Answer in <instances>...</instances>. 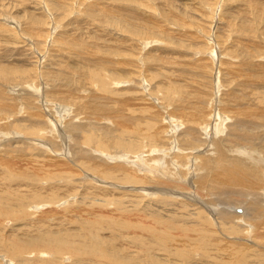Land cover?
Returning a JSON list of instances; mask_svg holds the SVG:
<instances>
[{
    "label": "rangeland",
    "instance_id": "obj_1",
    "mask_svg": "<svg viewBox=\"0 0 264 264\" xmlns=\"http://www.w3.org/2000/svg\"><path fill=\"white\" fill-rule=\"evenodd\" d=\"M143 25L154 33L133 34ZM204 46L219 52L220 107L244 114L250 112L240 107L264 108V0H0V258L24 264L23 254L11 257L14 243L56 237L65 255L47 263L29 256L33 264H147L152 252L174 264H239L231 247L251 240L249 207L264 205L260 182L251 174L250 188L222 185L221 169L202 174L191 167L176 168L177 182L163 184L148 172L151 164L168 168L164 155L176 152L163 147L170 139L162 107L185 97L186 111L195 114L187 118L206 120L203 105L213 93L200 73L211 67ZM238 72L246 78L234 79ZM245 123L244 135L262 139L252 151L256 162H247L257 170L264 165V126ZM70 124L85 130L76 134ZM176 126L178 135L189 128L168 125ZM104 127L112 132L107 140L93 137ZM181 157L180 164L188 161ZM253 248L246 260L257 264L263 248Z\"/></svg>",
    "mask_w": 264,
    "mask_h": 264
},
{
    "label": "bare ground",
    "instance_id": "obj_2",
    "mask_svg": "<svg viewBox=\"0 0 264 264\" xmlns=\"http://www.w3.org/2000/svg\"><path fill=\"white\" fill-rule=\"evenodd\" d=\"M218 3V2H217ZM216 8V7H215ZM146 9V8H145ZM218 9V8H217ZM222 9V7H221ZM223 11V10H222ZM103 13V12H102ZM125 17V16H124ZM130 19V18H129ZM136 19V18H135ZM119 20V19H118ZM9 21V20H8ZM126 21V20H125ZM121 22V21H120ZM137 22V21H136ZM124 23V21H123ZM125 24V23H124ZM127 25H131V23H127ZM129 25V26H130ZM7 26V25H6ZM155 26V25H154ZM128 27V26H127ZM146 26L143 25V28H136L133 31V34L137 35H141V36H148L149 33H152L153 31L148 29L147 27L144 28ZM5 30V29H4ZM10 30V29H9ZM52 31V30H51ZM10 32V31H8ZM157 32V31H156ZM174 32V31H173ZM211 32V31H210ZM51 33V32H50ZM154 33V32H153ZM210 34V33H209ZM50 35V34H48ZM193 35V34H192ZM51 36V35H50ZM49 36V37H50ZM197 36V35H196ZM133 38V37H132ZM152 38V37H151ZM187 38V37H186ZM169 39V38H168ZM137 40V39H136ZM167 39H164V41H166ZM145 41V42H143ZM142 45L144 43H147L148 40H143ZM162 42V41H161ZM209 43H206L208 45H212L213 43H211V41H208ZM126 43V42H125ZM219 43V42H218ZM213 45H216V43H214ZM217 46V45H216ZM100 47V46H99ZM144 47V45H143ZM83 49H85L84 47H82ZM82 48H80L82 50ZM203 48H206V50H202L203 52H201V56L203 58H207V55H209V61H210V65L211 67H208L207 71H206V66L202 69L203 66L200 67V69H202V72H200L201 70H199L201 74V76L207 75L209 80H210V86L212 88V96L207 99L203 105V107L208 110V114L206 116V120L201 121V122H196V120H191L190 118H187V116L189 114L191 115H195L191 112L186 111V107L190 104L189 100H185V97L182 98V101L179 105H175L170 109V108H166V107H162L163 109V114H165L164 112L167 111L166 113L169 115L167 120H168V125L169 127H172L176 124H182L184 126H186L185 128L188 127V129H185V131L181 132L179 135L176 133V130L178 129L175 128L173 129L174 131H172V129H170L167 125L166 128V132H168L167 137L170 139L168 142L167 146H163L165 147V150L170 153L171 151H176L172 154H165L164 156L166 157H170V160L167 161L168 164V168H158L156 169V167H154V165L152 166V164L150 165V168L148 170L149 173L156 175L155 177L162 181L163 184H169V182H177L176 178L179 174H176L175 170H177L176 168H181V170H183L185 168V170L187 168H189L188 171H191V167L196 168L195 170H204V173L209 172V171H213L214 172H218L221 169V171L226 175H227V179L224 180L222 182V185L225 184V182L227 181L228 183L232 184V187H238L239 185H244V184H248L247 183V178L249 179V177L252 176L260 182V190L264 191V165H258V169L257 170H252L248 167L247 162L248 160H252L253 163H255V159L253 158L254 155L252 152L253 150H255L258 147V143H256V141H262L261 138L256 137V139L251 138L249 136L244 135L247 127H246V123H245V119L249 118L251 119V122L253 124V128H255L256 130L261 129L264 126V115H263V109L261 106H255V105H251L252 107L249 108H243L240 107L241 109L245 110L246 112H250L249 114H244L242 112H240L239 110H237L234 106L232 105H223V107H220V102L217 100L216 98V93H218L220 91V88L222 87L221 85V81L219 80V82H216V75L218 73V67L216 66V60H218L217 58L219 57V52L217 50V48L214 46L211 48L204 46ZM207 48L208 51H207ZM110 50V49H109ZM124 50V49H122ZM80 51V50H79ZM103 51V49H102ZM112 51V50H111ZM121 51V50H120ZM146 51V50H145ZM83 52V51H82ZM119 52V50H118ZM125 52V51H124ZM117 53V52H116ZM130 53L126 52V55ZM111 55V54H110ZM118 55V54H116ZM120 55V54H119ZM125 55V54H124ZM138 55V54H137ZM197 55V54H196ZM114 56V55H113ZM123 56V55H122ZM131 56V55H130ZM129 56V57H130ZM186 56V55H185ZM188 56V55H187ZM184 57V56H183ZM193 57V55H192ZM123 58V57H122ZM189 58H191L189 56ZM207 58V59H208ZM61 60V59H60ZM142 60V56L137 58L136 61H138L139 63ZM122 61V60H121ZM146 61V60H145ZM94 62V61H93ZM109 62V61H108ZM111 63V62H110ZM168 63V62H167ZM195 63V62H193ZM107 64V62H106ZM102 65V64H101ZM105 65V63H104ZM7 66V65H6ZM100 66V65H99ZM141 66V65H140ZM103 66H100V68ZM110 67V66H109ZM257 67L259 68V65H257ZM261 67V66H260ZM29 68V67H28ZM99 68V69H100ZM141 68V67H140ZM262 68V67H261ZM16 69V68H15ZM1 70V69H0ZM107 70V69H106ZM138 70V69H137ZM142 70V69H139ZM258 70V69H257ZM17 71V69H16ZM21 71V70H20ZM25 71V70H24ZM2 72V71H1ZM0 72V73H1ZM31 72V70H29V73ZM34 72V71H33ZM32 72V74H33ZM204 72V73H203ZM3 73V72H2ZM7 75H10L9 72H6ZM11 74H14V72H10ZM36 75L39 76V74H37L36 72H34ZM139 73V71H138ZM137 74V73H136ZM183 74V73H182ZM181 74V75H182ZM34 75V74H33ZM34 75V76H36ZM135 75V73H134ZM262 76L264 77V75L262 74ZM32 77V76H31ZM30 77V79H31ZM133 77V74H132ZM135 77V76H134ZM137 77V76H136ZM193 77V76H192ZM196 77V76H195ZM242 78H246L245 74H243L242 72H238L233 78L238 80V78L241 79ZM53 78V77H52ZM56 78V76H55ZM181 78V77H180ZM194 78V77H193ZM199 78V77H198ZM231 78V77H230ZM137 79V78H136ZM199 81H202L201 79H198ZM58 81V80H57ZM61 81V80H60ZM233 81V79H232ZM68 82V81H67ZM207 82V81H206ZM199 83V82H198ZM203 81L201 82V86L203 87ZM231 84V82H229ZM8 84V83H7ZM38 84V82H37ZM36 84V85H37ZM67 84V83H66ZM181 84V83H180ZM237 84V83H235ZM240 84V83H239ZM238 84V85H239ZM51 85V83H50ZM232 85V84H231ZM34 86V85H33ZM74 86V85H73ZM209 86V85H208ZM183 87V86H181ZM188 87V84L187 86ZM36 88V87H35ZM55 88V87H54ZM263 89V88H262ZM34 90V88H33ZM48 91V88H47ZM54 91V90H53ZM202 91V89H201ZM205 91V90H203ZM209 91V90H208ZM260 91V90H259ZM186 92V91H185ZM192 91H189V93ZM263 92V91H262ZM36 93V92H35ZM38 93V92H37ZM169 93V92H168ZM210 93V91H209ZM48 94V93H47ZM173 93L170 92V95H172ZM186 93H184L185 96ZM198 94V90L197 93L194 92L192 93V95H196ZM201 94V93H200ZM206 94V93H205ZM30 95V94H29ZM36 95V94H35ZM34 95V96H35ZM45 95V94H44ZM14 97V96H13ZM36 97H39L38 95ZM35 98V97H33ZM197 98V97H196ZM23 99V98H22ZM193 99V98H192ZM2 100V99H1ZM4 100V98H3ZM14 101V100H13ZM20 101V100H19ZM38 101V100H37ZM192 101V100H191ZM21 102V101H20ZM39 102V101H38ZM41 102V101H40ZM2 102H0L1 104ZM4 104V102H3ZM8 104V103H7ZM14 105V104H13ZM17 105V104H16ZM7 107V105H5ZM9 106V105H8ZM19 106V105H18ZM34 106V105H33ZM70 106V105H69ZM77 106V105H76ZM2 107V105H1ZM22 108V106H20ZM24 107V106H23ZM8 108V107H7ZM166 108V109H165ZM5 110H7L4 107ZM3 109V110H4ZM19 109V107H18ZM68 109V108H67ZM74 109V108H73ZM170 109V110H168ZM9 110V108H8ZM22 110H26V109H22ZM21 110V111H22ZM63 110V109H62ZM100 110V108H99ZM161 110V109H160ZM30 111V110H29ZM74 111V110H73ZM76 111V110H75ZM179 111V114L177 117L176 116V112ZM252 111V112H251ZM57 112V111H56ZM62 112V111H61ZM58 112V113H61ZM69 112V111H68ZM62 114V113H61ZM120 113L122 119L127 120L125 117H123L122 114ZM68 115V114H67ZM186 115V116H184ZM15 116V115H14ZM17 116V115H16ZM34 116V115H33ZM62 116V115H61ZM64 116V113H63ZM97 116V115H96ZM39 117V116H38ZM186 117V118H185ZM15 118V117H14ZM13 118V119H14ZM56 118V117H54ZM94 118V117H93ZM9 119V118H8ZM11 119V118H10ZM129 119V118H128ZM6 120V119H5ZM103 120V119H102ZM232 122H231V121ZM97 121V120H96ZM158 121V119H157ZM160 121V120H159ZM7 121H5L6 123ZM35 122V121H34ZM59 122V121H58ZM61 122V121H60ZM120 122V121H119ZM118 122V123H119ZM131 122V121H130ZM186 122V123H185ZM4 123V122H2ZM33 123V122H32ZM116 123V126L118 127H122L124 126L123 122H120L119 124ZM125 123V122H124ZM127 123V122H126ZM129 123V122H128ZM90 124V123H89ZM105 125V124H104ZM94 127V125H92ZM127 126V125H126ZM8 127V126H7ZM107 127V126H105ZM103 129V133L102 134H94V136H96L95 138H108L109 135H112V132H110V127ZM118 127V128H119ZM3 128V127H2ZM96 128V126H95ZM70 131L77 133H81L83 130H85L84 128H82L80 125L77 124H70L69 127ZM98 129V126H97ZM131 129V128H130ZM161 129V128H160ZM101 132L102 130L99 128ZM179 130V129H178ZM3 131V130H2ZM1 132V131H0ZM94 132V131H93ZM264 134V133H261ZM260 135V134H259ZM71 136V135H70ZM69 136V137H70ZM165 136V135H164ZM66 137V136H65ZM181 137V138H180ZM255 137V136H254ZM55 138V137H53ZM112 138V137H110ZM159 138L162 139V136L158 135L156 138V141H159ZM54 140V139H53ZM90 140V139H89ZM107 140V139H106ZM164 140V139H162ZM112 140L107 141L108 146L109 144H111ZM165 141V140H164ZM172 142H175L174 144H172ZM254 142V143H253ZM161 142H159L160 144ZM155 144V143H154ZM156 145V144H155ZM163 145V144H162ZM112 146V144H111ZM113 148V147H112ZM196 148V150H195ZM240 148H242V152L240 151ZM171 150V151H170ZM193 150L197 151V152H192ZM200 150L202 152H204V154H200ZM213 151V154L210 153ZM259 151V150H258ZM261 151V150H260ZM257 152V151H256ZM255 152V153H256ZM228 153H236L238 155L235 156H240L238 159H234L233 154H232V158L229 157ZM262 153V152H261ZM206 154V155H205ZM257 154V153H256ZM182 156L186 157V160H188L187 162H183L180 164V160L179 158ZM216 157V158H212V157ZM165 157V158H166ZM263 157V155L261 156ZM182 158V157H181ZM192 158V159H191ZM260 158V157H259ZM258 158V159H259ZM264 158V157H263ZM195 161H192L194 160ZM198 160V161H197ZM257 160V159H256ZM184 161V160H183ZM192 161V162H191ZM263 162V160H262ZM194 163V164H193ZM9 164L6 166L8 167ZM100 166V165H99ZM185 166V167H184ZM189 166V167H188ZM120 167V166H119ZM175 167V168H174ZM10 168V167H9ZM122 168V167H121ZM117 169H120L117 167ZM161 169V170H160ZM121 170V169H120ZM162 171V172H161ZM166 171H168L170 174L168 176V179H166L167 177H165L164 179H160V175L156 174L157 172H161L165 173ZM194 171V170H193ZM167 173V172H166ZM180 173V172H179ZM217 175H220L218 174ZM132 174V173H131ZM216 174V173H215ZM166 175V174H165ZM164 175V176H165ZM189 175V174H188ZM222 178V176H220ZM224 177V176H223ZM163 178V177H161ZM151 180V179H150ZM223 180V178H222ZM221 180V181H222ZM146 181V180H145ZM179 182V179H178ZM183 182V181H182ZM200 182V181H199ZM161 183V184H162ZM178 184V183H177ZM198 185V184H197ZM226 185H228L226 183ZM235 185V186H234ZM230 186V185H229ZM228 186V187H229ZM224 187V186H223ZM251 187V184H248V188ZM198 189V188H197ZM264 194V193H263ZM252 205L249 207L251 209H253V218H252V222L253 225H249L250 227L253 228V230L247 232L249 233V238L251 239L246 240L248 241V243L245 242H234L235 244H233V246L231 247L233 249V251L236 253H234V255L236 256V258H238V262L239 264H250L248 263V261L246 260V255L252 250L254 249V245L256 246V251L258 250V247L263 248L261 250H258L257 252H262L261 254H264V205L261 204V201L259 202H254L251 203ZM234 208V207H233ZM5 213V212H4ZM223 214V212L221 211L220 214ZM231 213V212H230ZM89 214V213H88ZM225 214V213H224ZM219 215V214H218ZM93 216V215H92ZM223 217V216H222ZM221 217V220L224 221L223 219L228 220V222H233L235 223V221L237 222V220L242 221V223L244 224V227L248 225V223H246L244 221V218L241 217H237L235 216V221H233L232 216H224L223 218ZM244 217V216H243ZM253 219H258V220H253ZM202 220V219H201ZM225 220V221H226ZM2 221V220H1ZM167 223V222H166ZM227 223V222H226ZM232 223V224H233ZM231 224V223H230ZM234 225V224H233ZM234 229V228H233ZM248 229V228H247ZM218 231V230H217ZM235 231V230H234ZM248 231V230H247ZM45 234V233H44ZM239 234V233H237ZM227 235V234H226ZM42 236V235H41ZM229 237V239H233L230 238L229 235H227ZM236 239L237 237L234 236ZM209 239V238H208ZM259 240H262L261 244H259L260 242H257ZM209 242L206 241L204 242V245ZM15 244V243H14ZM13 244V247L11 249V257L15 256V255H20L23 254V257H21L19 260L20 262L24 263V264H29V263H34V261L30 260L29 256L31 257L32 255L36 256L37 258L40 259V257H44L40 260H42L44 263H47L49 261V259L51 258H55L57 255H65V251L63 249V243L56 239V237L54 238H34L28 242H24L23 244L21 242H17L16 244L17 247L15 248ZM208 244V243H207ZM207 246V245H205ZM220 250V249H219ZM49 255V256H48ZM46 256V257H45ZM48 256V258H47ZM65 257V256H64ZM67 257V256H66ZM47 258V259H45ZM148 261L147 264H174V259L170 258V255L166 254L164 257H160L157 254H155L154 252L152 253H148ZM32 259V258H31ZM68 259V258H66ZM188 259V258H187ZM16 260V259H15ZM18 260V259H17ZM18 260V262H19ZM236 260V259H235ZM0 261L3 264H8L5 260V258H3V256H1ZM5 261V262H4ZM199 262L196 261H192L191 264H196ZM264 264V260H258L257 264ZM36 264V263H35Z\"/></svg>",
    "mask_w": 264,
    "mask_h": 264
}]
</instances>
